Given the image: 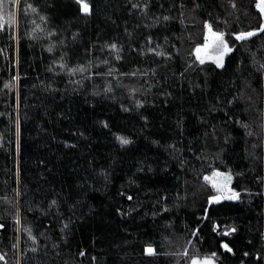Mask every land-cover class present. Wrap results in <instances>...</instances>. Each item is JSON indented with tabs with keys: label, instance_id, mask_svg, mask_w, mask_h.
I'll return each instance as SVG.
<instances>
[{
	"label": "trees",
	"instance_id": "obj_1",
	"mask_svg": "<svg viewBox=\"0 0 264 264\" xmlns=\"http://www.w3.org/2000/svg\"><path fill=\"white\" fill-rule=\"evenodd\" d=\"M257 2L8 5L0 264H264V33L235 40ZM207 23L232 47L223 67L195 55ZM215 169L238 200L209 203Z\"/></svg>",
	"mask_w": 264,
	"mask_h": 264
},
{
	"label": "snow or ice",
	"instance_id": "obj_2",
	"mask_svg": "<svg viewBox=\"0 0 264 264\" xmlns=\"http://www.w3.org/2000/svg\"><path fill=\"white\" fill-rule=\"evenodd\" d=\"M255 2V0H254ZM21 3V0H0V30H4L5 26H16L17 25V16L15 11H9L8 5L11 4L13 6H17ZM75 3L79 5V11L83 13L84 15H89L91 13L90 5L88 3V0H75ZM235 7V5H233ZM259 8V11L261 13V18L264 20V0H260L259 4L257 5ZM28 10L31 12L35 13L36 9L32 7L31 5H28ZM24 15H27V11L23 12ZM43 19V17H41ZM206 28L208 29L209 33L211 34V45L207 43V38H206V43L203 46V49L198 47L196 49L197 53V59L201 64L204 63V59L201 58L199 55L202 50H206L211 46L214 54V63L216 64L217 67H223V59L224 57L232 51V48L229 46L228 42L225 40V34L222 32H215L213 31L211 25L206 24ZM258 33H264V22H262L257 30L253 31H248V32H242L237 35H235V40L236 41H246L254 36H256ZM113 49H115V45L112 46ZM264 67V66H262ZM73 71H84V69H73ZM19 135V133H17ZM121 145H126L129 143V141L124 138V137H117ZM214 176H223L224 177V182L223 183H212V187L215 189V191L218 193V195L213 196L210 198V203L211 202H219L221 198L224 199H235L239 197V193L234 192L229 190V194L225 195V189L227 188L228 183L231 182V176L226 175L223 173H214ZM209 178H205L207 181ZM131 199V197H129ZM19 222V221H18ZM2 227V225H0ZM235 229H229L224 231L222 234L227 236L230 234V232H234ZM30 234V233H29ZM226 250L231 251V249L228 247L227 244L222 245ZM34 250V249H33ZM84 253H81L83 255ZM145 254L152 256L155 255V250L149 246L145 249ZM187 255V253H185ZM215 256V253L212 254L210 257H204L202 260L198 258H193L191 261V264H214L213 257ZM0 259H3V257H0Z\"/></svg>",
	"mask_w": 264,
	"mask_h": 264
},
{
	"label": "rangeland",
	"instance_id": "obj_3",
	"mask_svg": "<svg viewBox=\"0 0 264 264\" xmlns=\"http://www.w3.org/2000/svg\"><path fill=\"white\" fill-rule=\"evenodd\" d=\"M259 2H260V0H258V2H257V5L259 4ZM259 9V8H258ZM263 22H264V20H263ZM208 25H210L209 23H207ZM212 27V26H211ZM212 29H213V31H215V32H218V31H216L213 27H212ZM253 31V30H252ZM245 32H248V31H245ZM240 33H242V32H240ZM237 34H239V33H237ZM236 34V35H237ZM206 38H207V43L209 44V45H211V34L209 33V31H208V29L206 28ZM226 40V39H225ZM205 43H206V39H205V42L203 43V44H201V45H198L197 47H196V49L198 48V47H200L201 49H203V46L205 45ZM230 46V45H229ZM231 47V46H230ZM232 48V47H231ZM196 49H195V55H196V57H197V53H196ZM232 52V51H231ZM230 52V53H231ZM230 53H228L225 57H224V59H223V65L225 64V61H226V58H227V56L230 54ZM200 56H201V58H203L204 59V62H212V63H214V59H215V57H214V54H213V50H212V48H211V46H209V48H207L206 50H202L201 52H200V54H199ZM215 64V63H214ZM217 172H219V173H223V174H226V175H230L231 176V182L230 183H228V185H227V188L225 189V192H224V194L225 195H228L229 194V190H231V191H234V192H237L234 188H233V186H232V181H233V178H232V175L230 174V173H227V172H223V171H220V170H213L212 172H210V173H208V174H206L205 175V178L207 177V178H209L207 181H209L211 184L213 183V182H216V183H218V184H220V183H223L224 182V177L223 176H214L213 174L214 173H217ZM238 193V192H237ZM216 195H218V193L216 194ZM216 195H214V196H216ZM213 197V196H212ZM239 199V197L238 198H235V199H224V198H221V200L219 201V202H221V201H224V200H231V201H235V200H238ZM210 201V200H209ZM210 203V202H209ZM212 203H217V202H211L210 204H212Z\"/></svg>",
	"mask_w": 264,
	"mask_h": 264
},
{
	"label": "water",
	"instance_id": "obj_4",
	"mask_svg": "<svg viewBox=\"0 0 264 264\" xmlns=\"http://www.w3.org/2000/svg\"><path fill=\"white\" fill-rule=\"evenodd\" d=\"M214 264H216L215 261H214Z\"/></svg>",
	"mask_w": 264,
	"mask_h": 264
}]
</instances>
